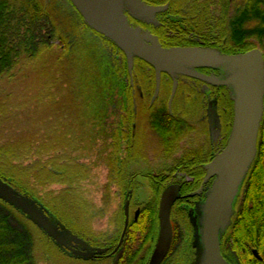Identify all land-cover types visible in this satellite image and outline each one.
Returning <instances> with one entry per match:
<instances>
[{
	"label": "rangeland",
	"instance_id": "obj_1",
	"mask_svg": "<svg viewBox=\"0 0 264 264\" xmlns=\"http://www.w3.org/2000/svg\"><path fill=\"white\" fill-rule=\"evenodd\" d=\"M6 1L10 8L16 10H22L39 3L49 12V20L55 21L56 31L59 35L57 38H60V40L52 39L49 43L51 46L39 48L31 58L23 56L19 59L20 64L17 63L16 67L0 78V146L7 144L6 146L12 156L17 154L18 146H20L19 153L21 154H24V152L25 155L40 154V161L33 164V170L37 171L36 180L32 179L31 170L26 166L24 167L26 180L23 182L40 180L41 183H44L51 178L53 183L50 181L51 183L47 185V189L50 188L54 191V196L57 195L54 200L57 203L54 205L56 213L69 225L83 226L84 228H82L89 231L87 232L89 234L101 232L97 220L99 212L104 210L107 205L114 207L117 203V206L121 207V199L115 195V192L111 190L108 193L106 189L107 176H109L108 156L106 154L111 150L110 145H115L116 130L112 131L111 123L113 124L114 121L119 120L121 124L122 121L120 120L125 113L131 115L132 118L129 122L132 120L133 125L135 124L137 131L135 133L140 142H132L134 144L132 149H125L127 153H131L123 163L121 162L122 173L119 172V167H117L119 175L115 173L112 177L117 178L118 181H125L133 175L134 185L132 190L134 196L129 202L133 210L140 204L148 203L153 197L154 185L153 181H149L148 176L152 178L154 175L162 174V176L166 175L167 178H171L175 174L178 179L188 180V177L182 175L179 170L172 172V168L183 152L188 151L192 154L195 152L197 156L195 155L194 162L201 164L203 162L206 166L212 160L211 157L217 152L216 148L225 143L226 135L229 136L231 130L227 131V127L224 129L221 126L222 123L224 125L229 120L227 117L223 119L220 116L224 112L223 103L220 102L222 99L218 101L212 99L208 104L204 103L203 94L211 93L210 88L198 82L187 81L188 88L186 91L181 90L180 86H176V93L170 106L174 114L184 116L189 129L178 141L176 148L172 149L169 154L164 153L165 150L157 135L155 136L150 128L149 122V115L157 110H149L147 105L155 96V107L166 110V106L169 105L171 86H175V74L166 73L171 82L165 81L161 72L158 71H155V73H152V71L147 72L146 76L138 74L137 78L143 90V98L140 96L139 91L135 90L134 92L133 90V99H131L126 93L128 94L132 79L134 82V72L133 74L131 72L129 76L126 70L123 73L120 72L123 75L120 87L125 89L121 95L118 90H113L109 102L108 99L104 100L107 102V107L104 108L106 105H101L98 92L100 93V87L103 86L99 81L102 69L99 55L102 52L107 53V57L111 58L110 60L116 57L119 64L116 61L115 65L119 66L121 64L122 70H124L123 64H126L128 69L135 67L136 71L138 66L141 67L139 62H135L133 57H129L112 39L107 38L106 34L99 32V38L82 30V26L89 25L111 34L110 30L104 27L105 24L103 25L105 23L102 16H105L104 12H102V9L97 10L104 7V1L92 0L95 2L96 9H86L87 12L84 13H81L80 7L85 8L86 6L80 4V7H78V3L71 0ZM108 1L112 5L113 0ZM170 1L180 5L184 13L187 12L188 15H192L193 19L197 18L196 11L200 6L203 7V10H217L218 21H220L218 15L222 14V4L226 2V0ZM245 1L231 0L230 3H227V8L223 9L225 11V13L223 12L225 22L230 19L228 18L229 14ZM122 3L130 7L129 10L124 9L126 18L130 16L148 23L158 24L155 13L147 10V6L141 0H122ZM78 24L82 28H78ZM132 38L134 37L132 36ZM66 39L71 40L70 49L65 46ZM103 39L114 44V52L106 47ZM255 42L256 47L264 52V47L259 43L260 41L255 40ZM115 51L119 52L120 55H116ZM121 58H124L125 61ZM155 93L156 95H154ZM91 100L92 102H90ZM134 104L137 107L136 111H134ZM217 123H219V126H217ZM126 132L128 130L125 128L124 133ZM128 143L130 142L128 141ZM172 145H174V142ZM37 147L41 150L40 152L34 151ZM133 152L138 153L134 154V158L132 157ZM49 157H54L55 169L54 167L51 168L52 166L49 167L51 165L47 164L49 162L44 161L49 160ZM26 160L25 165L28 164L30 159ZM208 160L210 161L208 162ZM40 164L49 167L55 175L49 176L46 169L42 168ZM0 165L5 169L12 168L9 159L5 162L0 159ZM204 169L207 174L208 169L205 167ZM165 172L168 173L165 174ZM109 177L111 178V176ZM160 178L158 177V179ZM167 178L163 181L164 186L166 183L168 184ZM204 178L203 181L206 182L213 178L211 186L208 187L210 189L216 176ZM172 185L178 186L176 183L168 184L165 189ZM43 191L45 192V190ZM162 193H157L155 199L157 220ZM51 195L53 196V193ZM51 195L46 196L50 198ZM60 203L65 204L60 205ZM200 204L198 202L193 208L187 209L191 225L198 229H196L197 233L193 230L192 239L189 242L191 246L192 244L199 246L201 241L199 224H201L203 217H200V211L198 210ZM175 209L176 207L173 212V226L176 230L175 243L178 244L176 246L178 248L179 245L181 246L182 243L187 242L189 237L183 231L185 228L183 218L177 214ZM20 211L29 220L28 228L33 233L35 247H41L43 250L47 249L49 252L54 253L50 243L44 240L43 237L47 236L53 240L55 239L29 218L25 212ZM52 216L50 214L46 215L49 221L53 220ZM53 217L56 221L55 216ZM119 220L122 223V214L121 217L119 216ZM157 227L159 228V220ZM116 229V227L111 228L110 234L106 237L113 236ZM63 234L67 235L65 231L59 233L60 236ZM196 236L197 240H195ZM133 243L137 245V242L134 241ZM201 246L194 264L205 263V255L201 250ZM187 247L188 251L189 246ZM176 251L174 249V254ZM57 258L60 264L67 260L59 256Z\"/></svg>",
	"mask_w": 264,
	"mask_h": 264
},
{
	"label": "trees",
	"instance_id": "obj_2",
	"mask_svg": "<svg viewBox=\"0 0 264 264\" xmlns=\"http://www.w3.org/2000/svg\"><path fill=\"white\" fill-rule=\"evenodd\" d=\"M230 1L231 0H226V2H223L221 8L222 14L218 15L220 21L217 20V10H203L202 6L198 7L196 11L197 18L188 19L194 28L193 31L202 36L204 39H201L204 42H225L224 45L226 44L227 47L232 50L237 49V51L243 52L252 47H256L255 40L260 41L259 43L264 47V0H246L244 3L239 4L232 13H228V18L230 19L228 22H225L226 19L223 14L225 11L223 9L227 8V3H230ZM42 7L43 6L39 3H35V6L16 10L10 8L6 0H0V78L16 67L15 65L17 63L20 64L19 59L23 56L31 58L39 48L51 46L49 43L52 39L60 40V38H57L59 35L56 31L57 26L55 21L49 20V12ZM82 27L78 24V28H82V30H85L84 32L92 33L100 38V34L89 25H84ZM104 42L107 41L104 40ZM70 44L71 40L66 39L65 46L67 49L71 48ZM105 45L110 50L109 45ZM108 58L107 53L102 52L99 55L100 67H102V69L100 75H98L100 76L99 81L103 86L100 87L98 98L103 106L107 103L104 100L108 99L109 102L113 90H118L121 95L125 89L120 87L122 77L116 70L117 65H115V59L110 60L111 58ZM90 102H92V100ZM106 107L107 105L104 108ZM150 124L167 153L171 152L174 147H177L178 141L182 139L183 135L189 129V125L185 120H176V118L171 117V115L163 109L150 116ZM111 125L112 131H114V129L118 131L120 122L117 120V122L114 121ZM173 142L174 145H172ZM6 145L0 146V159L4 162L9 159L12 168L5 169L0 165V181L11 187L19 195L24 197L28 196L26 198H28L44 215L50 214L55 216L57 227L60 226L67 232H70L73 226L69 225L56 213L54 205L57 203L54 200L57 195L54 196V191L50 188L47 189V185L51 183V178L44 183H41L40 180H28L26 183L23 182L26 180V173L24 171V167L26 166L31 170L30 174L32 179L36 180L37 171L33 170V164H37V162L40 161V154L34 155V153H31L25 155V152L21 154L19 153L20 146H18L17 154L12 156ZM110 146H113V144ZM38 148L39 147L35 148L34 151L37 150L36 152H40L41 150ZM112 154L115 158L113 149L106 154V156H108L109 176H114L115 171L112 168L113 163H115V161L112 162ZM195 155V152H193V154L188 151L183 152L172 168V172L175 171L176 166H182L183 168L180 170H186L189 174L198 175L199 171L195 169L196 162H194V160L197 156ZM26 159L30 160L28 164L25 165V162H27ZM44 161L49 162L47 163L48 165L51 164L49 167L52 166L51 168H56L54 157H49V160ZM41 167L46 169L49 176L52 177L55 175L49 167L43 165H41ZM118 170L122 173L121 167H119ZM168 172H165V174ZM109 176H107V181H112V177L110 178ZM160 177L167 176H162L161 174ZM242 181H264V92L263 111L258 128L256 151ZM153 185V197L151 201L140 204L141 213L138 220L132 221L127 229L124 241L128 243L135 241L138 246H143L151 242L153 238H157L158 220L155 213V199L157 193L163 192L167 184L164 186L163 181H153ZM43 190H45V192ZM52 193L53 196L51 195ZM46 195L51 196L49 198ZM250 199L251 207L248 206V209L251 211V220H253L255 214H258L257 217H261L260 213L264 214V198L263 200L262 198L259 200L257 195H254ZM63 204L60 203V205ZM53 216L51 218L54 219ZM247 221L248 218H246V216L243 218L242 215H240L237 221L238 223H236V225L239 224V228H234L233 223L231 226L228 225L220 239L221 251L228 260L236 264H241L242 261L250 257L249 253L247 251L245 253L244 251V242L248 239V228L251 227L252 233L254 226ZM261 222L263 224L264 221L262 220ZM28 225L29 220L21 214V211L13 204L0 197V264H38V259L35 254L34 236L28 228ZM261 237L264 238V235ZM43 239L50 243V247L54 246L53 239L47 236L43 237ZM175 242L176 230L173 226L172 243ZM251 259L255 264H263L262 262L256 261L254 258ZM162 264L164 263L162 262Z\"/></svg>",
	"mask_w": 264,
	"mask_h": 264
},
{
	"label": "flooded vegetation",
	"instance_id": "obj_3",
	"mask_svg": "<svg viewBox=\"0 0 264 264\" xmlns=\"http://www.w3.org/2000/svg\"><path fill=\"white\" fill-rule=\"evenodd\" d=\"M141 1L147 7L162 6L161 9H158L157 11L153 12L157 17L158 24L148 23L147 21L138 20L137 18H132L130 16H127V22L131 28L140 29L141 30L140 34L142 37H144L145 34L148 33L156 36L159 45L161 46L162 49H170L176 46L178 47L198 46L204 48H211L225 55H233L237 52H241V51H237V49L236 50L230 49L229 47H227L226 44L224 45L225 42L208 43L202 41L201 38L203 37L193 31L194 28L188 21V19L190 20L192 19L191 17L192 15H188L187 12L184 13L183 8L180 7V5H177L176 3H172L170 0H163V1L141 0ZM105 43L109 45L110 50L114 52L115 48L113 43L111 42L110 43L105 42ZM142 43L145 46H150L149 43H147L144 40H142ZM115 54L120 55V53L117 51H115ZM121 59L125 61L124 58ZM133 59L135 60V62H139V65H141V67L138 66L137 71L135 70V67L128 69L126 64L125 65L123 64L124 70L121 69V64L119 66L118 65L116 66V70L121 77L123 76L121 73H123L125 70L128 76L131 74V72L132 74L134 72V76H135L134 82L132 79V83L130 85L131 87L128 88V94L126 93V95L129 98L133 99L132 93L133 90L134 92L136 90L137 92L138 91L140 92V96H142L143 98V90L141 88L139 79L137 78L138 74H141V76H146L147 72L152 71V73H155L156 70L146 61H144L139 57L134 56ZM116 61L117 60L115 57V62ZM117 64H119V61H117ZM194 69L205 75L220 76L223 67L221 68V66L220 67L198 66L195 67ZM161 74L163 75L165 81L171 82L169 76H166V72H161ZM175 75H176L175 78L176 82L174 83L175 86L173 85L171 86L170 95H169V105L166 106V111L171 115V117L176 118V120H184V116L174 114L170 105L172 104V101L176 93V86L178 85L180 86L181 90L183 89V91H186V89L188 88L187 81H194V82H198L201 85H207V87L210 88L209 91L211 90V93L203 94L204 103L208 104V102L212 99L214 100L217 99V101L222 99L220 102L223 103L222 106L224 108V112H222L220 116L223 119L227 117V119L229 120L224 125L222 123L221 126L224 127V129L225 127H227V131L228 130L230 131L232 117H233V100L229 96L230 93L228 94V89L225 86H221V85L216 86V85L208 84L200 79H196L184 75H177V74ZM177 79H179V81H177ZM130 91L132 92L130 93ZM154 95H156V93ZM154 98L151 100L150 104L147 105V108L149 110L152 109L155 111L156 110L159 111L160 109H158L154 105ZM136 109H137L136 104H134V111H136ZM152 114H150L149 117ZM131 118L132 117L130 114L125 113V115H122V119H121L122 122L120 124L119 130L116 131L115 134V139H114L115 145L111 146L112 148L110 147L111 150L113 149L115 153V158L113 157V154L111 156L112 162L115 161V163H113L112 165V168L115 170L114 174L115 173L117 174V167H121L122 166L121 162L123 163L124 160L129 157L128 156L129 153H131V152L127 153L125 149H132L134 145L132 142L134 143L140 142V139L136 134L137 131L135 128L136 127L135 124L133 125L132 120L131 122H129ZM125 128L128 130V132L126 133H124ZM150 128L154 132V129L152 128L151 124H150ZM227 136L228 134L226 135V139ZM128 141L131 144L128 143ZM225 144L226 143L216 148V150L218 151ZM123 151H125V153H123ZM164 153L169 154L167 152ZM134 154H138V153L133 152L132 153L133 158L135 157ZM210 160H208V162ZM195 165L196 168L195 167L193 168H195L196 171H199L198 175L189 174L186 170H180L183 168L182 166L181 167L176 166L175 170H179L182 175H186L188 177V180L178 179L175 174H173L171 178L161 177L160 179H158V177H160V175L158 174L157 176L154 175L152 178L148 176L149 181H164L167 178L168 184L176 183L178 186H180L178 189L179 197L176 199V201L172 206L170 219L173 229V219H174L173 212H174V208L176 207L175 211L177 212L178 215H180V217L183 218V222L185 223V228L183 231H185L186 235H188L189 238L187 239L188 240L187 242L182 244L180 243L181 246L179 245L178 248H176L178 244L176 245V243H171L170 249L166 257L162 261L164 264H194L195 263L198 245L192 244L191 246L189 243L190 240L192 239L191 236L193 234L194 226H192L190 223V219H189L190 215L188 213V210L193 208L198 202L201 203L205 200L206 193L209 190L208 187L211 186L213 180V178H211V180H209L208 182L203 181L205 179L204 177H207V174L205 173V169H204L205 163L203 162L202 164L195 163ZM132 178L133 175L130 178L126 179L125 181H118L117 178L112 177V181H107L106 189L108 193L111 190L112 192H115V195L121 199L122 204L121 207H118L116 203V205L114 206L115 208L112 207L111 205H107L104 210H101L99 212V214L97 215V220L99 221V230L101 232L89 234L87 233L89 231L83 229L84 228L83 226L81 227L73 226L70 229V233H67V235L63 234L62 236L59 235V240L56 239H55L56 241L54 240V246H52V250L54 253L49 252V250L47 249L43 250L41 247L40 248L35 247V254L38 259V264H44V263L60 264L58 262L57 256H59L60 258L67 259L66 262L62 264H147L152 254V251L155 247L156 238H153L152 240L153 242L152 241L148 242L143 246H138L133 242L128 243L127 241H124V237L130 223L132 221L138 220V217L141 213L140 205L135 210H133V208L130 207L129 202L133 199L134 196L132 190L134 181ZM51 182L53 183V181ZM254 195H257V198L259 200H261V198L263 200L264 181H243L239 189L238 199L234 204V213L232 215V220L230 224L231 226L233 223L234 228H239V224L236 225V223H238L237 221L240 215H242L243 218H245L246 216V218H248L247 222L249 224L252 223L254 226L252 233H251L252 230L251 227L248 228L247 230L248 239L244 242V251L245 253L247 251L250 257L242 261L241 264H246V263L255 264L251 258H254L256 261L262 262L264 264V240H263L264 238L261 237L262 235H264V222L263 224L261 222L262 220L264 221V216H263L264 214L260 213L261 217H257L258 214H255L254 219L251 220V211L248 209V206L251 207L250 198L253 197ZM121 214H122V223L119 220V216L121 217ZM114 227L117 228L116 233L113 236H110L109 238L106 237L108 234H110L111 228ZM57 230L58 232H61L62 228L58 226ZM131 245L134 246L132 247ZM187 246H189L188 251H187L188 248ZM174 249L175 251L177 250L175 254H174ZM220 252L227 262H229L230 264H236L235 262L227 259V257L221 251V247H220Z\"/></svg>",
	"mask_w": 264,
	"mask_h": 264
},
{
	"label": "water",
	"instance_id": "obj_4",
	"mask_svg": "<svg viewBox=\"0 0 264 264\" xmlns=\"http://www.w3.org/2000/svg\"><path fill=\"white\" fill-rule=\"evenodd\" d=\"M71 1L78 3V7L80 4L86 6L80 7L81 13L87 12L86 9H96L92 0ZM102 1L104 7L97 10L102 9L104 12L105 16L101 14L105 20L103 25L105 24L104 27L109 29L111 34L92 28L98 33L106 34L107 38L112 39L129 57L143 59L158 72L200 79L211 85L225 86L229 90L233 100L232 126L226 145L204 166L209 171L207 177L215 175L216 179L198 208L203 219L199 224L201 241L197 246L196 258L202 245L204 264H230L220 252V239L231 223L242 180L256 151L263 111L264 52L259 48H252L245 52L225 55L217 50L198 46L162 49L156 36L147 32L148 34L142 37L140 29L129 26L124 9L130 7L123 4L122 0H113L112 5L108 0ZM161 8L162 6H149L147 10L155 12ZM142 40L150 46L143 45ZM198 66H221L223 70L220 76H209L196 71L194 68ZM215 119L217 121V117ZM0 197L25 212L45 232L59 240L60 232L54 219L49 221L28 198L19 195L2 181ZM178 197V186L175 185L164 189L161 195L158 206V237L147 264H161L170 249L173 237L170 215ZM196 229L193 228L197 233Z\"/></svg>",
	"mask_w": 264,
	"mask_h": 264
}]
</instances>
